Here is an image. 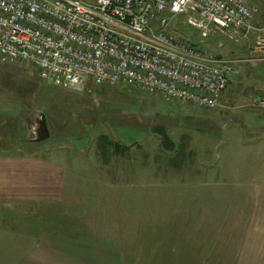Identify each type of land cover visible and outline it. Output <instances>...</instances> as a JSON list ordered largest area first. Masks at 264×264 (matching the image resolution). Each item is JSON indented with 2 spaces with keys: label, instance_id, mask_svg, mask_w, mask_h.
Listing matches in <instances>:
<instances>
[{
  "label": "rangeland",
  "instance_id": "obj_1",
  "mask_svg": "<svg viewBox=\"0 0 264 264\" xmlns=\"http://www.w3.org/2000/svg\"><path fill=\"white\" fill-rule=\"evenodd\" d=\"M249 2L257 8L255 23L256 18L264 22V0ZM177 26L186 28L181 19ZM189 29L200 39L197 28ZM252 37L219 34L202 47L226 59V53H218L224 41L235 57L249 60ZM263 65H232L235 73L220 106L205 109L131 84L95 85L91 79L78 88L57 87L32 63L0 59V112L15 114L0 115V151L66 153L71 165L93 171V180L80 181V187L116 188L114 201L134 203L133 211L121 207L115 222L116 234L119 228L124 236L116 245L136 253L133 264H162L164 252L179 259L173 250L180 235H186L187 264H264ZM41 114L52 135L34 143L33 127ZM101 135L127 145L126 153L113 150L105 163L98 148ZM166 138L175 146H167ZM177 150L183 153L179 158ZM108 196L97 197L105 203ZM15 213L6 215L10 229L0 232L11 239L37 234L38 217L31 216L29 225L25 214ZM168 229L163 250L162 232ZM21 250L6 249L13 261Z\"/></svg>",
  "mask_w": 264,
  "mask_h": 264
},
{
  "label": "built area",
  "instance_id": "obj_2",
  "mask_svg": "<svg viewBox=\"0 0 264 264\" xmlns=\"http://www.w3.org/2000/svg\"><path fill=\"white\" fill-rule=\"evenodd\" d=\"M257 13L249 0H0V59L32 63L57 87L124 83L211 109L235 69L202 43L254 33L264 53Z\"/></svg>",
  "mask_w": 264,
  "mask_h": 264
},
{
  "label": "crops",
  "instance_id": "obj_3",
  "mask_svg": "<svg viewBox=\"0 0 264 264\" xmlns=\"http://www.w3.org/2000/svg\"><path fill=\"white\" fill-rule=\"evenodd\" d=\"M256 22L258 25H264V22L260 23L257 18ZM251 35L253 46L249 51L253 55L249 60L235 57L233 47H228L224 41L219 42L218 53H226V59L234 66L239 62L263 63L264 53L254 48L256 37L254 33L249 37ZM94 84L98 85L95 82ZM0 115L15 114L0 112ZM61 153L63 152H56L55 155L52 153L51 157H48L44 152L24 154L0 151V229H10L11 220L6 215L12 212L25 214L29 225L31 216L35 219L38 217L35 223L39 228L37 234L34 232L31 235H23L21 239H11L9 234L0 232V264H133L131 258L136 253H126L124 247L116 245L124 242V236L119 228L116 234L115 222L118 221L117 212L120 208L133 211L134 203H125V207L117 197L114 201V196L118 193L116 188H105L104 193L105 190L80 187V181L93 180L90 177L93 171L84 170L78 164L71 165L67 161V154ZM98 195H110L111 198L108 196L104 203V200L98 199ZM106 215L112 216L113 224L106 220ZM48 216H52V219L47 220L45 217ZM162 220L167 222L166 219ZM110 225H113V230ZM162 235L164 250L167 246L166 235H170L169 229L165 233L162 232ZM185 236L177 237V245L173 250L179 253V259L177 255L173 259V256H168L170 253L164 252L160 261L162 264H187L188 247H185L183 241ZM136 239L138 238H134ZM16 248L23 250L13 261V252L6 249L14 251Z\"/></svg>",
  "mask_w": 264,
  "mask_h": 264
},
{
  "label": "trees",
  "instance_id": "obj_4",
  "mask_svg": "<svg viewBox=\"0 0 264 264\" xmlns=\"http://www.w3.org/2000/svg\"><path fill=\"white\" fill-rule=\"evenodd\" d=\"M98 142H99V148L101 150V155L103 156L105 162L111 161L112 157L114 156L112 155L113 150L116 154L117 153L125 154L126 149L128 147L127 145H124L119 141L117 142L111 141L106 135H101ZM166 145L172 148L174 144L172 141H170V139L166 138ZM181 154L183 153H181L180 150H177L176 155L178 156V158L181 157Z\"/></svg>",
  "mask_w": 264,
  "mask_h": 264
},
{
  "label": "water",
  "instance_id": "obj_5",
  "mask_svg": "<svg viewBox=\"0 0 264 264\" xmlns=\"http://www.w3.org/2000/svg\"><path fill=\"white\" fill-rule=\"evenodd\" d=\"M34 137L31 139L35 142H41L48 140L52 135L50 130L49 121H47L44 114H41L40 118L36 119V125L33 127Z\"/></svg>",
  "mask_w": 264,
  "mask_h": 264
}]
</instances>
